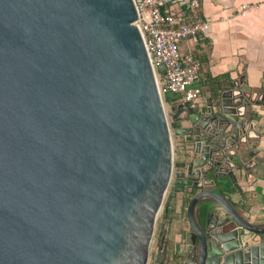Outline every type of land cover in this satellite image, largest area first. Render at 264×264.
I'll return each instance as SVG.
<instances>
[{
	"label": "water",
	"instance_id": "water-1",
	"mask_svg": "<svg viewBox=\"0 0 264 264\" xmlns=\"http://www.w3.org/2000/svg\"><path fill=\"white\" fill-rule=\"evenodd\" d=\"M136 19L132 0H0V264H148L171 181L164 217L182 194L188 230L170 244L163 221L156 264H264V225L224 192L256 164L261 88L166 113Z\"/></svg>",
	"mask_w": 264,
	"mask_h": 264
},
{
	"label": "crops",
	"instance_id": "crops-1",
	"mask_svg": "<svg viewBox=\"0 0 264 264\" xmlns=\"http://www.w3.org/2000/svg\"><path fill=\"white\" fill-rule=\"evenodd\" d=\"M186 1L171 0L173 3L168 2L162 8L185 13ZM244 6L247 8L243 9ZM199 13L207 22V29L199 33L196 43L184 41L179 46L181 54L191 53L201 63L196 82L201 96L196 106H203L208 97L227 90L231 80L240 76L261 88L264 96V0H200ZM258 113L255 127L260 138L253 140L256 164L251 166L249 177L247 172L237 174L241 192L231 184L224 192L250 223L264 225V98ZM174 158L180 160L176 154ZM186 204L182 194H177L170 203L166 232L170 244L182 243L180 235L188 230Z\"/></svg>",
	"mask_w": 264,
	"mask_h": 264
},
{
	"label": "built area",
	"instance_id": "built-area-1",
	"mask_svg": "<svg viewBox=\"0 0 264 264\" xmlns=\"http://www.w3.org/2000/svg\"><path fill=\"white\" fill-rule=\"evenodd\" d=\"M137 12L138 27L144 47L154 70L158 94L164 108L165 96L179 95L180 102L196 106L201 90L195 84L201 69L200 61L191 53L181 54L180 43H196L208 24L199 13L200 0H189L188 10L177 13L163 9L157 0H132ZM247 7L244 6L243 9ZM157 66H163L158 73Z\"/></svg>",
	"mask_w": 264,
	"mask_h": 264
},
{
	"label": "flooded vegetation",
	"instance_id": "flooded-vegetation-1",
	"mask_svg": "<svg viewBox=\"0 0 264 264\" xmlns=\"http://www.w3.org/2000/svg\"><path fill=\"white\" fill-rule=\"evenodd\" d=\"M171 139H172V148H173V160H174L175 163H177L179 160L177 161L174 158V154H176V157L180 158V160H181V158H184V154H185V152L187 150L185 148L186 147V143L184 141V138H178V137H175L173 135H172ZM172 180H173V178H172ZM172 189H173V186H172V181H171V183H169V186L167 188L166 194L164 196V202H163V205H162V209H161V211L158 214L157 219H156L154 235H155V232L157 231V229H159L158 231H160V226L163 223V221H166L167 225L170 223V222H168L170 219H168L167 213L169 212L170 203L172 202V199H171V201H169V203L167 205V213H166L165 217H164V213H163V207L165 206V202H166L168 196L170 195V192L172 191Z\"/></svg>",
	"mask_w": 264,
	"mask_h": 264
},
{
	"label": "rangeland",
	"instance_id": "rangeland-1",
	"mask_svg": "<svg viewBox=\"0 0 264 264\" xmlns=\"http://www.w3.org/2000/svg\"><path fill=\"white\" fill-rule=\"evenodd\" d=\"M178 10V9H176ZM168 109L169 107H166L165 110H166V113H168ZM168 122H170V118L168 117ZM174 141V140H173ZM159 229H157V231L155 232V235H154V238H153V243H152V246L150 248V256H149V261H148V264H156L154 262V258H155V252H156V244L158 242V234H159Z\"/></svg>",
	"mask_w": 264,
	"mask_h": 264
}]
</instances>
